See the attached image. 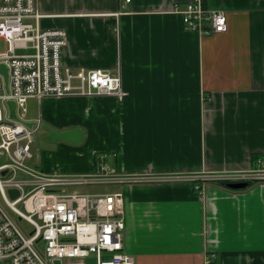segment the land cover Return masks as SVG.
<instances>
[{
	"label": "crops",
	"instance_id": "obj_1",
	"mask_svg": "<svg viewBox=\"0 0 264 264\" xmlns=\"http://www.w3.org/2000/svg\"><path fill=\"white\" fill-rule=\"evenodd\" d=\"M190 1L38 0L42 27L67 33L64 65L120 71L127 95L34 99L39 115L27 122L41 120L46 137L48 128L84 137L46 139L52 146L32 165L86 174L104 161L127 174L203 176L264 166V0H205L227 17L214 35L174 12ZM203 186H119L135 264H264V182Z\"/></svg>",
	"mask_w": 264,
	"mask_h": 264
},
{
	"label": "built area",
	"instance_id": "obj_2",
	"mask_svg": "<svg viewBox=\"0 0 264 264\" xmlns=\"http://www.w3.org/2000/svg\"><path fill=\"white\" fill-rule=\"evenodd\" d=\"M130 2V0H126ZM189 30L200 35L224 33L225 12L210 10L205 0L175 6ZM119 15V14H118ZM38 0H0V65L9 70L10 92L0 74V262L9 264H135L125 249V196L120 192L90 194L72 191L93 185H137L192 182L204 184L264 182V166L208 176L127 174L102 161L91 173H47L31 164L32 144L41 120L27 126L28 102L45 98L112 96L123 100L120 71H74L63 63L67 33L44 29ZM18 51H27L18 54ZM16 104L18 120L10 117ZM17 191L13 197L11 191ZM32 225L25 232L16 219ZM207 264H214L212 259Z\"/></svg>",
	"mask_w": 264,
	"mask_h": 264
},
{
	"label": "rangeland",
	"instance_id": "obj_3",
	"mask_svg": "<svg viewBox=\"0 0 264 264\" xmlns=\"http://www.w3.org/2000/svg\"><path fill=\"white\" fill-rule=\"evenodd\" d=\"M27 51H18V54H25ZM28 115L31 117L32 115H39V107L37 102L33 99L28 102ZM46 131L45 128L36 134L34 138V142L32 144V152L34 154V158L31 160V163H35V151L40 152L42 149H46L52 146L53 143H50L46 140ZM120 185L112 184V185H93V186H85V187H77L72 189V191H77L79 193H90V194H104V193H113L120 189ZM16 219V218H15ZM18 225L25 231L31 232L33 227L26 221H22L16 219ZM0 264H9L6 262H0Z\"/></svg>",
	"mask_w": 264,
	"mask_h": 264
},
{
	"label": "water",
	"instance_id": "obj_4",
	"mask_svg": "<svg viewBox=\"0 0 264 264\" xmlns=\"http://www.w3.org/2000/svg\"><path fill=\"white\" fill-rule=\"evenodd\" d=\"M0 74L4 77L5 82V89L6 92H10V86H9V70L6 65H0ZM9 111H10V117L13 120H18V116L16 115V104L14 101H8L7 102ZM27 126L31 127L32 124L25 122ZM49 129V135L46 137L47 140L50 141H56V140H63L65 142H71V143H81L84 137V132L81 129H74L64 132H59L53 128ZM250 186L249 182H236V183H228L227 187L232 190H242L246 189ZM11 195L13 197H16L18 195L17 191L12 190ZM55 264H60V261H56Z\"/></svg>",
	"mask_w": 264,
	"mask_h": 264
},
{
	"label": "trees",
	"instance_id": "obj_5",
	"mask_svg": "<svg viewBox=\"0 0 264 264\" xmlns=\"http://www.w3.org/2000/svg\"><path fill=\"white\" fill-rule=\"evenodd\" d=\"M254 159H257L256 157H254ZM251 183H253V182H251Z\"/></svg>",
	"mask_w": 264,
	"mask_h": 264
}]
</instances>
